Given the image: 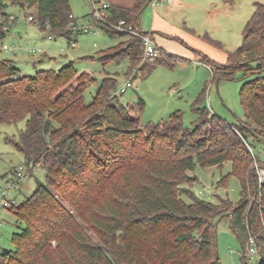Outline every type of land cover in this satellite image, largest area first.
<instances>
[{
    "label": "trees",
    "instance_id": "trees-1",
    "mask_svg": "<svg viewBox=\"0 0 264 264\" xmlns=\"http://www.w3.org/2000/svg\"><path fill=\"white\" fill-rule=\"evenodd\" d=\"M151 1L136 0L130 8L110 5L108 22L124 19L136 26ZM9 3L33 9L34 15L27 17L53 36L70 42L79 32L72 30L77 23L70 0ZM7 6L0 0V42L9 29V14L3 11ZM253 7L241 45L228 54L227 62L201 59L212 67L216 83L243 72L240 101L245 119L238 122L195 107L200 114L192 128L183 126L179 111L141 126L130 112L141 111L142 99L137 108L119 103L112 95L115 77L105 76L87 102L84 92L95 78L79 72L72 62L24 75L13 60L0 59V124L25 120L17 139L6 141L24 155L26 164L44 170L33 192L9 209L16 230L12 248L0 250V264H221L215 226L225 218L242 248L249 235L256 238L258 261L253 264H264V198H259L246 146L264 143V1ZM93 25L124 39L111 52L100 51V60L127 59L129 74L140 67V36L115 30L107 22ZM169 57L160 52L153 59L172 65ZM227 161L230 174L240 182L239 199L198 198L191 188L196 178L188 172L196 164L222 167ZM226 180L221 177L217 185Z\"/></svg>",
    "mask_w": 264,
    "mask_h": 264
},
{
    "label": "rangeland",
    "instance_id": "rangeland-1",
    "mask_svg": "<svg viewBox=\"0 0 264 264\" xmlns=\"http://www.w3.org/2000/svg\"><path fill=\"white\" fill-rule=\"evenodd\" d=\"M3 1L8 4L3 11L9 14V18L6 17L9 29L0 42V59L15 57L16 66L24 75H34L42 69H57L72 62L79 72H89L95 78L87 84L84 92L87 102L92 100L105 76L117 79L115 90L120 82L130 78L132 85L118 94L117 98L119 103L129 104V107L133 105L134 108L138 106V99H142L141 111L130 112V115L139 117L141 126L161 121L172 112L179 111L183 126L192 128L200 114L194 110L195 107L205 109L208 114L215 113L228 122L245 119L240 101V89L245 81L243 72L237 70L232 79H222L216 83L212 80L209 66L199 60L206 55L216 62L225 61L228 54L241 45L242 31L253 12V4L264 0H231L230 3L224 0H183L190 5L173 11L176 17H180L178 20L185 19L180 25L189 33V44L181 46L190 47L184 48L188 50L187 53H191V48L200 53H194V59H190L184 52L179 54L180 57H184L181 59L170 56L167 60L172 65L157 63L153 58H144L138 65L140 67L133 69L130 74L127 72V59L107 63L99 59L100 51L103 50L101 54L111 52L114 49L112 46L124 40L123 37H111L103 30L94 28L89 32L74 33L71 40H76V44L71 47L65 36H53L49 30L41 31L29 21L27 15H34L33 9L11 5L9 0ZM70 8L77 25H80L86 22L91 2L70 0ZM149 8L150 4L146 9ZM143 13L141 16L146 17ZM1 19L3 18L0 10ZM2 43L13 45L14 50L12 52L3 50ZM30 48H39L41 51L31 53L28 51ZM158 54L159 57V51ZM24 124L25 120L0 124V193L7 182L13 179L14 171L21 169L23 178L9 188L6 195L17 202L30 195L37 181L44 179L43 168L40 165L26 164L24 155L6 141L7 138L17 139ZM254 147L264 165V143L255 144ZM230 170L229 161L222 167H201L196 164L194 169L188 172L196 178L191 187L194 194L208 201H216L219 195L236 202L240 197L241 186L238 178L230 174ZM225 176L227 180L218 186V180ZM81 224L84 225V222ZM15 228L14 213L9 209H3L0 222V249L12 246L11 233ZM88 232L97 240L92 232L89 230ZM215 233L221 264L245 262L253 264L258 261V256L249 261L243 259L241 256L243 248L231 229L229 218L216 223Z\"/></svg>",
    "mask_w": 264,
    "mask_h": 264
},
{
    "label": "built area",
    "instance_id": "built-area-1",
    "mask_svg": "<svg viewBox=\"0 0 264 264\" xmlns=\"http://www.w3.org/2000/svg\"><path fill=\"white\" fill-rule=\"evenodd\" d=\"M170 1V0H152L153 4H158L159 2ZM91 2V10L87 14L86 22L80 25H76L72 27L74 32L82 31L89 32L90 29L96 28L93 23L94 22H107L109 26L114 28L115 30L138 35L142 39V44L144 48V58H155L158 57V49L154 40L152 39L149 33L141 34L140 30L132 23H127L124 19H119L117 22H108V7L110 6L106 1L103 0H90ZM27 19L29 21L32 20V16H28ZM13 20V19H11ZM76 42L74 40H70L69 46H75ZM2 49L8 52H12L14 50L13 45H7L2 43ZM29 52H40L41 49L30 48ZM132 85L130 78H128L124 82H120L116 90L112 92V95L118 96V94L124 92L128 87ZM246 146L249 152L252 155L253 167L256 173L257 182L259 186V198H264V166L260 163V158L255 152V148L252 144L246 143ZM24 174L21 169L14 171V177L12 180L8 181L5 188L1 191L0 196V222H1V212L3 209H10L12 207L17 206L18 202L15 199L7 198V190L16 185L22 178ZM262 228L264 232V215H261ZM241 256L245 261H249L253 259L255 256H258V247L256 238L253 235H249L247 241L245 242L244 248L241 252Z\"/></svg>",
    "mask_w": 264,
    "mask_h": 264
},
{
    "label": "crops",
    "instance_id": "crops-1",
    "mask_svg": "<svg viewBox=\"0 0 264 264\" xmlns=\"http://www.w3.org/2000/svg\"><path fill=\"white\" fill-rule=\"evenodd\" d=\"M103 1H106L109 5L121 6L127 8L132 7L136 2V0H103ZM186 2L187 1H183V0H170V1L159 2L158 4H153L151 1L149 3L151 8L146 9V7L149 5L148 4L143 8L141 13L139 14V17L136 22V27L141 31L149 32L159 52H165L169 54L171 57L180 58V59L184 58V57H180L179 55L181 54L180 52H184V54L185 55L187 54L190 59L191 58L194 59L195 56L194 53L199 54L200 51L191 48L192 50L191 53L190 52L187 53L188 50L186 51L184 50V48H190V47L184 46L182 48L181 44H189L188 43L189 33H187L184 30V28H182V26L180 25L185 22V19H182V21H180V19L179 20L177 19L180 17H176L173 14V11L177 10L178 8L190 5ZM162 4L164 5L162 7H159ZM145 9H146V14L143 13ZM142 13L146 15V17L141 16ZM144 28H146L147 30H145ZM206 57L209 58L208 56ZM3 59H11L13 60L15 65H17L16 63L17 60L15 57L3 58ZM201 59L199 60L200 62H202ZM227 59L223 62H218V63H225L227 62ZM209 69L211 71L212 67L209 66ZM25 186H27V184ZM15 230L16 228L14 229V231ZM14 231H12L11 236L14 233Z\"/></svg>",
    "mask_w": 264,
    "mask_h": 264
},
{
    "label": "water",
    "instance_id": "water-1",
    "mask_svg": "<svg viewBox=\"0 0 264 264\" xmlns=\"http://www.w3.org/2000/svg\"><path fill=\"white\" fill-rule=\"evenodd\" d=\"M217 243V242H216Z\"/></svg>",
    "mask_w": 264,
    "mask_h": 264
}]
</instances>
